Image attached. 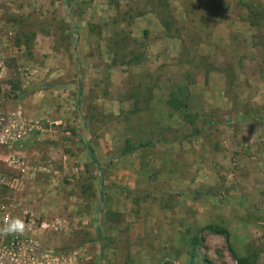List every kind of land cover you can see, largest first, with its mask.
I'll return each instance as SVG.
<instances>
[{
    "label": "rangeland",
    "instance_id": "1",
    "mask_svg": "<svg viewBox=\"0 0 264 264\" xmlns=\"http://www.w3.org/2000/svg\"><path fill=\"white\" fill-rule=\"evenodd\" d=\"M0 115L76 264H264V0H0Z\"/></svg>",
    "mask_w": 264,
    "mask_h": 264
},
{
    "label": "built area",
    "instance_id": "2",
    "mask_svg": "<svg viewBox=\"0 0 264 264\" xmlns=\"http://www.w3.org/2000/svg\"><path fill=\"white\" fill-rule=\"evenodd\" d=\"M0 145L11 146L23 140L22 128L19 126L5 125L4 117L0 115ZM9 165L16 169H23L25 160L22 156H13L8 159ZM0 229L6 226L12 218L24 222L23 233L6 234L0 232V264H76L73 254L65 255L61 251L48 247L40 239V233L50 225L36 221L27 213L21 214L13 207H1Z\"/></svg>",
    "mask_w": 264,
    "mask_h": 264
},
{
    "label": "clouds",
    "instance_id": "3",
    "mask_svg": "<svg viewBox=\"0 0 264 264\" xmlns=\"http://www.w3.org/2000/svg\"><path fill=\"white\" fill-rule=\"evenodd\" d=\"M24 227H25L24 222L21 219L12 218L8 220L5 227L0 229V232L6 234L23 233Z\"/></svg>",
    "mask_w": 264,
    "mask_h": 264
},
{
    "label": "trees",
    "instance_id": "4",
    "mask_svg": "<svg viewBox=\"0 0 264 264\" xmlns=\"http://www.w3.org/2000/svg\"><path fill=\"white\" fill-rule=\"evenodd\" d=\"M80 93L82 92L81 90H82V87L80 86ZM90 148V147H89ZM90 154H91V156H92V158H93V161H94V163L96 164V166L98 167V169H100V165H99V162H98V160H97V158H96V154H95V152L90 148ZM97 221V220H96ZM213 233H216V234H224V235H226L227 237H228V233H227V231H225V230H223V229H220V228H218V227H210L209 228ZM237 263L238 264H249L248 263V261L245 259V258H240V259H237Z\"/></svg>",
    "mask_w": 264,
    "mask_h": 264
},
{
    "label": "crops",
    "instance_id": "5",
    "mask_svg": "<svg viewBox=\"0 0 264 264\" xmlns=\"http://www.w3.org/2000/svg\"><path fill=\"white\" fill-rule=\"evenodd\" d=\"M201 260H202V259H200V260L197 259V260H196V263H197V264H201V263H200Z\"/></svg>",
    "mask_w": 264,
    "mask_h": 264
},
{
    "label": "water",
    "instance_id": "6",
    "mask_svg": "<svg viewBox=\"0 0 264 264\" xmlns=\"http://www.w3.org/2000/svg\"><path fill=\"white\" fill-rule=\"evenodd\" d=\"M83 141L86 142V138L85 137H83Z\"/></svg>",
    "mask_w": 264,
    "mask_h": 264
}]
</instances>
